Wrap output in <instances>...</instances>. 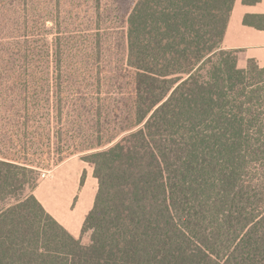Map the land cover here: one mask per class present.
Wrapping results in <instances>:
<instances>
[{"label":"trees","instance_id":"trees-1","mask_svg":"<svg viewBox=\"0 0 264 264\" xmlns=\"http://www.w3.org/2000/svg\"><path fill=\"white\" fill-rule=\"evenodd\" d=\"M234 1L132 0L113 71L101 0L87 6L84 36L59 24L50 43L0 20L3 105L17 133L37 125L44 92L57 134L76 110L99 125L126 78L133 96L127 134L104 142L99 131L84 149L98 182L81 231L88 245L32 193L52 148L30 153L17 141L0 153V264H264V69H239L221 47ZM244 24L264 29V16Z\"/></svg>","mask_w":264,"mask_h":264},{"label":"rangeland","instance_id":"rangeland-1","mask_svg":"<svg viewBox=\"0 0 264 264\" xmlns=\"http://www.w3.org/2000/svg\"><path fill=\"white\" fill-rule=\"evenodd\" d=\"M132 4V0H101L99 21L101 23L100 27L104 29L105 56L110 63L111 71L116 67H120L125 60L126 52L122 27L123 20L130 12ZM88 5L90 6V0H0V13L3 9L8 11L7 13H1L0 20H4L6 25H10L11 30L15 29L21 32V29H33L34 40H38L42 35L47 34V40L50 43L56 36L57 28L55 25L59 24L68 33L69 31L79 32L81 36H84L83 33L89 25L85 14ZM6 41L11 40L9 38L4 40V42ZM9 73H0V153L9 152L8 149H11V143L17 141L27 142L28 147H31L30 153H35V150L42 151L50 146L52 154L39 168L37 172L38 182L44 180L41 177L43 173L49 174L54 167L66 159L77 157L84 160L91 153L85 152L84 149L96 141L99 131H102L101 135L104 142L111 138H115L114 142H117L127 134H119V128L124 125V118L126 116L130 117L132 111L133 96L129 79L126 78L121 81V91H116L118 94L112 95V99L107 101L99 125H94L92 117L95 112L87 116L84 110L80 113L76 110L75 113H69L70 118H68V115L64 116V125L57 134L59 128H56L54 124V113L51 114V122L49 118H43V112L46 109L42 101L47 96V93L44 92L41 95L45 97L40 96L38 99L40 101L38 118L40 119L37 120V125L32 126L27 133L23 129H20L17 133L16 129L9 126L6 120V107L3 105V100L9 95L8 89L10 86L7 84L10 79ZM111 80L113 83L117 78L112 77ZM109 91L115 92L113 90ZM121 92L122 95L120 96L119 93ZM78 113L81 115L80 117H78ZM58 149L68 152L57 155L56 150ZM81 243L88 245V240L84 238Z\"/></svg>","mask_w":264,"mask_h":264},{"label":"crops","instance_id":"crops-1","mask_svg":"<svg viewBox=\"0 0 264 264\" xmlns=\"http://www.w3.org/2000/svg\"><path fill=\"white\" fill-rule=\"evenodd\" d=\"M246 16H264V0L234 1L221 47L237 53L239 69H246L250 61L264 69V29L245 25ZM97 189L93 168L82 159L72 157L54 167L32 193L68 234L83 240L82 227L93 208Z\"/></svg>","mask_w":264,"mask_h":264},{"label":"built area","instance_id":"built-area-1","mask_svg":"<svg viewBox=\"0 0 264 264\" xmlns=\"http://www.w3.org/2000/svg\"><path fill=\"white\" fill-rule=\"evenodd\" d=\"M47 175H48L47 173H43V174L41 175V177H42V178H46Z\"/></svg>","mask_w":264,"mask_h":264}]
</instances>
